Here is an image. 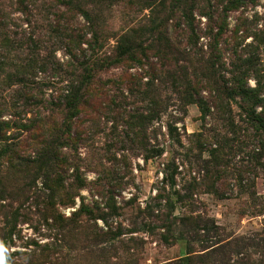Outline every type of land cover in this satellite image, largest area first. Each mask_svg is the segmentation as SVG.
Segmentation results:
<instances>
[{"label":"rangeland","instance_id":"1","mask_svg":"<svg viewBox=\"0 0 264 264\" xmlns=\"http://www.w3.org/2000/svg\"><path fill=\"white\" fill-rule=\"evenodd\" d=\"M62 2L28 0L21 6L17 0H0V12L10 18L13 40L2 49L6 68L0 72V264H165L185 258L190 247L200 253L204 244L217 240L216 233L225 242L244 238L257 243L264 238V167L260 166L264 157L259 160L258 138L240 118L238 101L232 103L237 128L233 131L215 109L204 118L196 104L182 108L170 87L162 90L167 110L144 129L130 130L127 118L119 120L114 112L93 123L86 117L82 123L79 119L72 130L74 142L63 148L69 168L61 184L77 186L83 173L87 188L74 198V206L62 203L63 190L55 197L54 212L46 209L47 203L52 204L46 170L28 163L38 158L46 121L63 122L61 109L54 105L63 103L68 94L74 68L96 56L100 64L94 80L111 90L112 96L124 93L131 100L124 86L118 92L109 84L127 72L141 71H129L125 63H118L119 39L133 28L147 29L155 16L148 8L155 4L152 0H78L79 7L71 11ZM195 17L205 31L208 19L197 12ZM227 17L229 36L239 30L238 37L247 36L245 45L252 44L254 34L264 30V0L246 2ZM96 34L100 39L94 44ZM71 36L85 42L78 44ZM211 41L201 34L199 47L207 52ZM224 61L223 74L231 78L230 52ZM260 64L264 65V47ZM148 81L145 77L144 83ZM248 84L254 87V78ZM25 92L29 101L23 97ZM202 96L211 95L206 90ZM135 104L128 105L127 112L143 110L149 102ZM169 124L178 129L177 138L171 137ZM138 131L142 133L131 144ZM162 149L164 155L158 156L155 152ZM148 152L154 154L146 162L143 155ZM214 167L219 177L211 173ZM168 196L175 206H170ZM95 203L106 220L87 215L72 218L83 204ZM190 217L210 220L219 228L210 243L190 237L181 220ZM173 221L166 235L172 245L165 244L164 226ZM70 223L79 228L71 230ZM97 228L111 229L120 237L95 247L91 233ZM256 250L248 251L255 260L262 256L255 255ZM237 260L234 256L233 262Z\"/></svg>","mask_w":264,"mask_h":264},{"label":"trees","instance_id":"2","mask_svg":"<svg viewBox=\"0 0 264 264\" xmlns=\"http://www.w3.org/2000/svg\"><path fill=\"white\" fill-rule=\"evenodd\" d=\"M17 1L21 6L28 2V0ZM101 1L108 3L113 0ZM152 1L155 4L149 5L148 8L152 9V14L155 16L150 20V26L147 29L133 28L119 39L117 47L118 63H125L129 71L132 68L141 71L135 74L127 72L124 77L109 82L118 92L121 91V86H124L123 88L129 91L132 99L126 97L124 93H120V97L112 96L111 90L94 80L95 73L99 71L97 64L99 66L100 61L96 56L91 55L74 68L76 74H73L71 86H69L68 94L63 97V103L54 105L61 109L63 122L46 121V136H39L41 140L38 144L41 148H39L38 158L36 161H29L28 164L39 171L46 170V190L52 193L49 197L52 204L47 203L46 209L51 207V213L56 207L53 205L55 197L61 191L64 190L62 203L65 206H74V198L87 188V180L83 173L77 177V186L67 188L61 184L65 179L67 167L69 168V160L63 155V148L74 142L75 139L71 137L72 130L74 126H79L75 125L77 122L80 123L79 119L82 123L86 117L89 123H93L101 115L114 112L119 114V120L127 118L126 123L130 130L144 129L146 124L159 119L161 114L167 110L165 100L162 98V90L168 87L182 102V108L196 104L200 107L204 118L213 115L212 109H215L216 113H219L218 118L226 121L233 131L237 128L232 103L238 101L236 103L242 111L240 118L253 130V137L258 138L259 160L264 157V75L260 74L264 72V65L260 64L261 49L264 47V30L254 34L255 41L252 44L245 45L247 36L238 37L239 30L229 36L230 30L227 23L228 12L236 11L246 2L251 3L255 0H216V5L212 4V0ZM220 4L223 6L222 9H220ZM62 5H65L68 11L79 7L78 0H63ZM196 12L208 19L205 31H202L197 24ZM9 19L8 13L0 12V72H4L6 68L5 62L1 61L5 51L2 49L13 43L9 30L11 28ZM201 34L212 40L207 52L199 47ZM70 39H73V36ZM99 39L100 37L96 34L94 44L98 43ZM73 40L81 44L84 39ZM227 52H230L232 60L231 69L228 70L232 74L231 78L223 74L226 68L224 58ZM32 64L34 63L28 65L32 67ZM145 77H148L149 81L144 83ZM252 78L256 82L254 87L248 84ZM206 90L211 95L207 99L202 96V92ZM213 92L214 95H212ZM23 97L26 101L30 99L26 92ZM138 101L149 102V104L143 110L137 108L134 112H127L126 107L136 105L135 102ZM76 133L80 135L81 131ZM141 133L138 131L135 133V138L131 137V144L136 143L139 138L138 134ZM169 133L172 138L178 137V129L174 124H169ZM143 144L146 146L145 143ZM155 153L163 156L165 151L162 149ZM153 154L154 152H148L143 155L145 161L153 158ZM110 157L109 154L107 158L110 159ZM33 164L36 166L34 167ZM260 166L264 167V164ZM211 173L217 177L220 176V171L215 167L212 168ZM178 197L180 202L185 200L180 194ZM167 200L170 206L176 205L170 196ZM84 215L106 220V214L102 213V209L96 203L92 206L83 204L79 210L73 212L72 218L76 220ZM181 220L183 226L188 227L190 237L194 240L203 239V243H210L209 241L215 235L214 231L219 230L210 220L204 222L203 219L193 217ZM173 223L174 221L171 225L164 226L168 228L162 236L165 244L172 245L166 235L171 232ZM69 227L71 230L79 228H76L74 223H70ZM202 232H204L203 235H201ZM216 236L217 240L207 246L204 244L200 253L190 247L185 258L165 264H264V238H260L257 243L253 239L245 240L244 238H235L225 242L217 233ZM117 237H120V234L111 229L108 232H102L97 228L91 233V243L95 247L102 246L106 241ZM252 248L258 250L255 255L260 254L263 257L261 256L256 261L248 255V251ZM99 250L104 251V247ZM234 256L238 258L236 262H233Z\"/></svg>","mask_w":264,"mask_h":264}]
</instances>
